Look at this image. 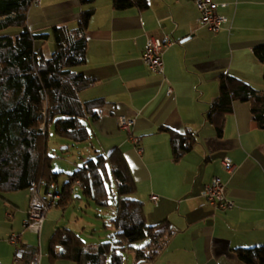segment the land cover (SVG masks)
<instances>
[{
    "label": "crops",
    "instance_id": "obj_1",
    "mask_svg": "<svg viewBox=\"0 0 264 264\" xmlns=\"http://www.w3.org/2000/svg\"><path fill=\"white\" fill-rule=\"evenodd\" d=\"M149 2L145 10L136 5L117 10L113 0H38L27 12V26L31 32L54 25L73 30L83 10L94 8L85 33L86 60L76 70L96 82L81 91L80 98L104 103L92 125L99 140L94 152L120 148L147 223L167 219L175 229L152 264H246L235 249L264 245V128L240 100L232 102L221 136L205 113L222 78L232 76L263 88L264 63L253 49L264 44V0H218L217 12L228 19L218 32L201 23L192 0ZM149 36L174 40L163 50V74L142 60ZM47 47L53 48L51 39ZM121 115L133 119L141 151L119 127ZM186 132H193L197 143L175 161L171 136ZM224 156L236 165L231 174L221 164ZM215 175L234 203L229 209H217L202 196ZM58 188L63 193V187ZM27 192L24 200L17 192L0 197L1 264H28L36 252L39 264H74L64 259L50 262L47 256L49 236L65 219L68 205H51L40 233H32L24 225ZM11 234L20 235L18 244L7 240ZM17 246L26 249L20 262L13 260Z\"/></svg>",
    "mask_w": 264,
    "mask_h": 264
},
{
    "label": "trees",
    "instance_id": "obj_2",
    "mask_svg": "<svg viewBox=\"0 0 264 264\" xmlns=\"http://www.w3.org/2000/svg\"><path fill=\"white\" fill-rule=\"evenodd\" d=\"M92 1L80 0L82 4ZM33 3L35 0H0V31L6 30L0 34V197L4 199L10 192L28 190L42 181L57 184L65 173L52 167L49 129L74 144L88 142L104 104L102 99L80 98L81 91L96 79L76 70L86 60L85 33L94 8L83 10L73 30L54 25L46 31L31 32L27 12ZM113 5L117 10L132 5L145 10L150 2L113 0ZM11 28L16 31L8 30ZM48 39L53 42L50 50ZM253 52L264 63V44L255 46ZM261 80L263 88L257 89L232 76L221 79L219 93L205 113L217 136L223 133L234 100L247 103L257 126L264 128V71ZM196 143L193 132L172 134V158L181 159ZM65 175L59 204L67 206L73 201L71 185L79 180L87 201L106 207L113 200L114 231L108 241L86 246L78 232L56 227L48 239L50 262L64 259L74 264H124V252L132 253L133 264H152L158 258L175 229L167 219L147 223L142 202L134 196L136 181L120 148L88 156L73 173ZM46 190L47 186L42 187L41 194ZM142 240H146L144 245H134ZM235 251L246 264H264V245Z\"/></svg>",
    "mask_w": 264,
    "mask_h": 264
},
{
    "label": "built area",
    "instance_id": "obj_3",
    "mask_svg": "<svg viewBox=\"0 0 264 264\" xmlns=\"http://www.w3.org/2000/svg\"><path fill=\"white\" fill-rule=\"evenodd\" d=\"M38 0H35V2ZM200 12V21L203 25L207 26L211 31L218 32L223 27L224 23L227 22V17L217 12V7L220 4L218 0H192ZM224 5V4H223ZM230 27L227 28L228 32ZM174 43V40L169 36L164 39L158 37L149 36L146 40L145 49L142 55V60L149 66L153 71L163 74L164 66L162 60L163 50L166 46ZM100 113V109L98 110ZM118 125L121 129H124L129 135V139L133 144L137 146V150L141 151L138 146L140 139L133 133V119L121 115L118 117ZM223 168L228 173H233L236 165L230 157L224 156L221 159ZM76 184L80 185V181L77 180ZM48 190L44 194H41L40 189L46 187ZM53 188L54 190H52ZM73 189H70V193ZM202 196L210 203L213 204L217 209L226 210L231 208L234 203L227 197L225 183L219 176H213L211 180L204 185L202 190ZM151 198L156 201L157 196L152 195ZM62 199V193L55 183L47 184L45 181L39 182L29 187V204L27 209V218L24 221L25 228L32 232L39 234L43 222L45 220L47 209L51 206L59 203ZM20 235L11 234L9 241L12 243L18 242ZM26 249L24 246H17L15 248L13 260L14 262H20L24 257ZM40 253L36 252V255L32 261L28 264H39Z\"/></svg>",
    "mask_w": 264,
    "mask_h": 264
},
{
    "label": "rangeland",
    "instance_id": "obj_4",
    "mask_svg": "<svg viewBox=\"0 0 264 264\" xmlns=\"http://www.w3.org/2000/svg\"><path fill=\"white\" fill-rule=\"evenodd\" d=\"M8 30L16 31L14 28ZM5 31L6 30L0 31V34L5 33ZM84 122L88 125L87 120H84ZM98 143L99 140L94 136V134L88 142L74 144L71 140L58 136L52 129H49L47 145L48 153L52 156L53 169L55 171H62L65 174L73 173L76 168L82 165L84 158L88 156L94 157L96 155L93 149L98 148ZM65 174H62L58 179V185L60 188L63 187V183L66 180ZM71 188H73V192L71 194L73 201L67 206L64 211L65 219L62 218L63 220L58 223V226L69 227L78 232L85 241L86 246L108 241L110 239V234L114 231V227L111 222L115 212L113 200L111 199L109 206L98 207L93 201H87L86 198L82 196L78 184L73 183ZM51 189L54 190L53 188ZM27 191H29V189ZM16 192L17 197L24 200L26 196L25 190H19ZM27 193L29 204V192ZM7 240L9 241V237ZM18 242H20V239ZM18 242L10 243L16 245ZM145 243L146 240H142L134 243V245L138 247L144 245ZM123 256L124 264H133V256L131 252H124Z\"/></svg>",
    "mask_w": 264,
    "mask_h": 264
},
{
    "label": "bare ground",
    "instance_id": "obj_5",
    "mask_svg": "<svg viewBox=\"0 0 264 264\" xmlns=\"http://www.w3.org/2000/svg\"><path fill=\"white\" fill-rule=\"evenodd\" d=\"M71 189H73V188H71ZM72 194V193H71ZM62 196H63V193H62Z\"/></svg>",
    "mask_w": 264,
    "mask_h": 264
},
{
    "label": "water",
    "instance_id": "obj_6",
    "mask_svg": "<svg viewBox=\"0 0 264 264\" xmlns=\"http://www.w3.org/2000/svg\"><path fill=\"white\" fill-rule=\"evenodd\" d=\"M57 250H59V249H57Z\"/></svg>",
    "mask_w": 264,
    "mask_h": 264
}]
</instances>
